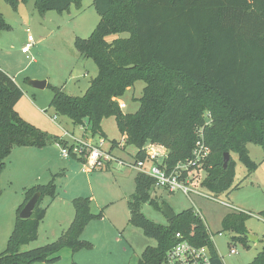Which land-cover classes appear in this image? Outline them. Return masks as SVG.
Segmentation results:
<instances>
[{
    "label": "trees",
    "instance_id": "obj_1",
    "mask_svg": "<svg viewBox=\"0 0 264 264\" xmlns=\"http://www.w3.org/2000/svg\"><path fill=\"white\" fill-rule=\"evenodd\" d=\"M4 1L16 11L20 3L28 2ZM80 3L35 0V8L42 15L52 11L62 14ZM93 5L100 21L90 38L77 39L75 46L81 56L95 62L98 76L82 97L53 87L51 107L76 126L85 128L88 122L85 130L93 138L105 137L102 122L114 117L126 145L138 150L135 161L145 160L143 148L151 143L168 151L170 166L191 157L195 132L204 123L203 115L210 112L213 123L205 137L211 155L202 167L201 174L206 175L202 187L216 196L239 189L240 185H235L237 163L231 157L225 169V154H236L252 174L259 164L251 159L248 146L264 151V0H94ZM9 29L0 13V32ZM121 34L128 37L107 41ZM138 81L146 84L140 108L135 114H125L118 101ZM23 97L14 78L0 69V180L5 160L15 147L44 149L54 142L67 148L60 138L52 140L19 115L16 106ZM117 147L119 143L114 141L112 150ZM69 150L70 156L86 162L88 148L81 156L73 153V147ZM135 185L128 201L129 223L157 241L156 247L144 250L137 264H166L168 253L179 242L178 233L198 246H208L215 262L222 264L223 258L193 209L177 215L168 226L157 225L141 212L146 201L158 206L150 196L154 180L138 173ZM36 194L40 198L32 217L21 219L20 213ZM56 196L54 179L25 190V201L17 210L15 228L0 264L52 263L59 258L51 257L62 249L73 253L93 249L92 243L81 238L88 224L101 220L103 213H92L90 198H76L72 202L75 218L62 236L45 246L21 251L38 239L47 213L41 208L42 201ZM260 217L264 220V211ZM250 218L227 213L223 229L237 235L233 240L247 245ZM250 264H264V248Z\"/></svg>",
    "mask_w": 264,
    "mask_h": 264
},
{
    "label": "rangeland",
    "instance_id": "obj_2",
    "mask_svg": "<svg viewBox=\"0 0 264 264\" xmlns=\"http://www.w3.org/2000/svg\"><path fill=\"white\" fill-rule=\"evenodd\" d=\"M93 3L94 0H81L80 7L73 5L69 12L60 14L52 11L42 15L35 8V0L20 3L17 11L0 0V13L10 27L9 30L0 32V69L15 78L24 92V97L16 106L17 112L52 140L60 138L67 148L81 143L85 134H92L85 130L88 122L85 123V128L76 126L51 107L53 87L62 89L69 96L82 97L90 87V82L98 76L99 70L95 62L81 56L75 46L77 39L90 38L100 21ZM28 36H32L35 42L30 53H25ZM127 37L128 34L113 35L107 41L111 43L115 39ZM33 77L47 81L50 87L43 90L34 88L30 81L38 79H32ZM145 87L143 81H138L119 99L120 105L125 104L122 110L125 114H135L139 110ZM103 121L106 135L104 139L91 136V147L103 141V149L111 152L112 157L117 159L103 170L90 168L86 171V165L82 161L72 156L64 158L63 147L57 148L54 142L43 152L37 148L13 149L5 160L6 168L0 180V255L7 251L17 220V210L25 201V190L47 185L53 179L57 196L55 199L46 197L41 203V208L47 209V213L39 226L38 239L22 247L21 251L45 246L62 236L75 218L72 202L76 198H90L92 213H103L105 220L102 218L97 220L99 222L92 221L88 226L107 227L110 234L112 231V237L109 234L107 242L99 241L97 246L101 255L110 253L115 262L113 264H130L124 251L125 248L127 251L131 249L130 245L136 251L132 264L138 263L147 247L157 246L155 239L146 237L142 229L129 223L128 201L136 191L135 179L138 174L129 164L135 160L138 150L126 145L114 117ZM114 141L122 146L112 150ZM248 149L251 159L259 164V168L249 174L238 156L232 154L231 157L237 163L235 185L240 187L219 196L250 214L251 218L246 223L249 240L247 245L240 240H233L237 235L223 229L222 220L230 210L205 198L192 196V202L182 192L171 194L152 188L150 196L157 201L158 206L151 200L146 201L142 204V214L157 225L168 226L170 221L163 213L164 207L169 208L176 216L190 209H199L202 222L209 229L208 236L224 263H252L264 248V220L260 217V213L264 211V151L253 144ZM202 177L203 180L206 179L204 173ZM202 190L209 194L208 190ZM189 225L186 224L187 227ZM92 229H88V235ZM117 229L119 233H116ZM249 237H256L258 241L253 242ZM195 239L200 240L197 237ZM231 249H235L237 254L231 255ZM73 255L72 250L66 248L51 257L59 258L56 262L36 264H74L76 261Z\"/></svg>",
    "mask_w": 264,
    "mask_h": 264
},
{
    "label": "built area",
    "instance_id": "obj_3",
    "mask_svg": "<svg viewBox=\"0 0 264 264\" xmlns=\"http://www.w3.org/2000/svg\"><path fill=\"white\" fill-rule=\"evenodd\" d=\"M34 42V38L28 36L27 44L24 47L25 53H30ZM120 107L123 110L125 104H121ZM203 120V125L195 132L196 142L191 157L186 161L179 162L175 166H170L167 163L168 151L163 146L149 143L143 148V152L146 154L145 160H134L129 166L133 167L137 173L153 179L156 189H162L171 194L182 192L192 202V196L205 198L229 209L230 213L250 215L232 203L222 200L219 196L210 192L207 194L202 190V167L211 155V149L205 137L206 129L211 127L213 123L211 113L206 112L203 115ZM79 144L82 146H79ZM79 144L74 145L75 147L72 146L73 153L81 156L85 148H88L86 150L87 156H85L86 162L84 163L86 171L90 168L92 170H103L117 160L112 157L111 152L103 149V141H100L95 147H91L92 145L83 142ZM62 156L64 158L70 156L69 148L62 149ZM120 164L127 165L125 162H120ZM194 214L202 219L199 209H195ZM206 232L209 235V229L206 228ZM176 238L179 242L168 253L166 264H218L212 257L208 246H198L187 239L182 233H178ZM210 241L212 242L211 238ZM230 253L231 255H235L237 251L231 249ZM222 264H225L224 261H222Z\"/></svg>",
    "mask_w": 264,
    "mask_h": 264
},
{
    "label": "crops",
    "instance_id": "obj_4",
    "mask_svg": "<svg viewBox=\"0 0 264 264\" xmlns=\"http://www.w3.org/2000/svg\"><path fill=\"white\" fill-rule=\"evenodd\" d=\"M32 79H38L39 81L42 80L41 78H37V77H33ZM14 80H15V78H14ZM48 85L49 84L47 83V87H48ZM16 111H17V109H16ZM103 122H102V124H103ZM102 129L104 131L103 125H102ZM104 133H105V131H104ZM105 135H106V133H105ZM91 136H89L88 134H85L84 139H83L82 142L85 143V144L91 145L90 144L91 143V139H90ZM123 140L125 141L124 137H123ZM56 146H57V148L60 147L58 145H56ZM120 146H122V144L119 143V147ZM46 149L44 148V149H39V150L41 152H43ZM129 215H130V213H129ZM103 220H105V218H103ZM95 222H99V221H95ZM90 228L91 229L93 228V229L88 235L87 232L89 231L88 229H90ZM108 230L109 229H107V227L104 229L103 227H101L99 225H94V226L92 225V227H90V225L87 226L82 238L85 241H88V242L92 243L93 244V249L90 250V251H81V252H78V253H74V255H73L74 258L73 259L76 261L75 263H77V264H113V263H115V262H113L112 258L110 257V255H109L110 253L108 255H107V253L101 255L100 251H99V247L97 246V245H99V241H101V242L106 241L107 242V237L110 234V232H108ZM116 233H119L118 229H117ZM117 236L120 237V239H121V235L120 234H118ZM110 237H112V231H111ZM118 241L120 242L119 239H118ZM130 248L131 249H128V251L125 248L124 251L126 252L125 258L126 259L128 258L129 263L132 264L134 262L135 257H136V251L132 248L131 245H130Z\"/></svg>",
    "mask_w": 264,
    "mask_h": 264
},
{
    "label": "water",
    "instance_id": "obj_5",
    "mask_svg": "<svg viewBox=\"0 0 264 264\" xmlns=\"http://www.w3.org/2000/svg\"><path fill=\"white\" fill-rule=\"evenodd\" d=\"M30 85H32L36 89L43 90L47 87V81H39V80H32L30 81ZM231 159V155L229 153H226L224 156V168L226 169L228 167L229 161ZM40 195L36 194L24 207L22 212L20 213V218L24 220H28L32 217V214L38 204ZM163 213L167 216L169 221H173L176 217V215L167 207L163 208ZM249 239L253 242H257L258 238L256 237H249Z\"/></svg>",
    "mask_w": 264,
    "mask_h": 264
}]
</instances>
